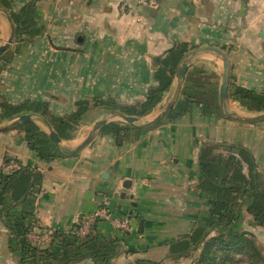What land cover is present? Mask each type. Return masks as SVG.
Returning a JSON list of instances; mask_svg holds the SVG:
<instances>
[{
    "label": "crops",
    "instance_id": "crops-1",
    "mask_svg": "<svg viewBox=\"0 0 264 264\" xmlns=\"http://www.w3.org/2000/svg\"><path fill=\"white\" fill-rule=\"evenodd\" d=\"M125 1L126 13L119 0H0V47L16 29L13 16L29 5L40 31L31 40L15 34L0 55V177L12 163L36 177L23 201L14 196L22 194V180L0 196V264H62L25 256L20 236L66 261L72 233L96 210L130 217V228L99 221L90 238L98 240L94 248L69 264H106L100 257L107 251L113 254L109 264H194L215 209L232 205L241 193L232 229L249 233L264 249V227L249 212L264 207V120L243 121L264 115V109L231 98L239 88L264 96V0ZM183 44L190 52L211 46L228 55L226 104L223 58L206 50L189 57L181 85L175 77L137 126L121 123L122 111L105 104L87 110L77 130L62 138L59 131H67L38 112L46 106L55 117L69 116L81 99L91 98L138 108L157 84L161 61L172 64L171 51ZM175 95L163 121L142 126ZM5 100L25 110L4 114ZM22 115L47 136L50 127L59 135L58 146L51 138L44 146L51 157L29 148L26 123L11 127ZM104 119L126 129L121 140L102 132L104 125L75 153ZM186 251L190 255L178 257Z\"/></svg>",
    "mask_w": 264,
    "mask_h": 264
},
{
    "label": "trees",
    "instance_id": "trees-1",
    "mask_svg": "<svg viewBox=\"0 0 264 264\" xmlns=\"http://www.w3.org/2000/svg\"><path fill=\"white\" fill-rule=\"evenodd\" d=\"M16 22V37L17 40H26L34 35L39 34V29L36 27V18L34 17V8L32 5L25 7L19 14L13 16ZM189 46L187 44L180 45L171 51L170 55L172 57V64L168 61H161V72L156 76L155 80L157 84L152 86L149 90L148 97L145 102L138 108H122L121 111L130 116L144 117L147 116L153 108L164 98L167 90L172 86L176 73L179 66L185 61V56L190 52ZM231 98L234 100L245 99L251 105L256 106L259 110L264 109V96L258 95L253 91L248 89L239 88L236 92L231 93ZM95 104H86L82 101L79 104L78 110L73 113L66 120H55L53 115H50L48 108L46 106L39 109V113L46 120L51 122L55 127H61L67 131V134L59 131L62 138L70 137L79 122L82 120L84 114L89 110L90 107L99 106L100 101H95ZM34 108V107H33ZM1 110L4 114L9 116H17L23 113L25 110V105H13L6 100L1 102ZM31 110V109H30ZM41 111V112H40ZM56 121V122H54ZM57 123V124H56ZM26 131V139L29 148L35 151L37 155L41 158H48L49 155L46 152V143L50 140V137L44 134L39 127L34 123L23 124ZM112 131L118 136V140H121V133L125 132L126 129L121 127V124L111 123L102 128V132L105 130ZM58 132V129H57ZM71 133V134H69ZM6 173V172H5ZM22 180L25 183L22 194L18 195L14 192L17 201H23L32 191L36 177L35 175L26 168H20L19 170L6 173V175H1L0 177V196L3 194L13 191V187L16 183ZM255 184V183H253ZM226 190L230 191L233 189L231 186L226 187ZM244 187L240 188L241 191ZM244 193L236 194L235 202L232 205H222L215 209L213 214V219L210 224V232L205 235L199 245H201V252L196 259V264H264V249L256 241V239L249 235L245 231H234L232 229L233 223L235 221L236 208L238 206V199ZM249 212L254 215L255 221L264 227V207L256 208L250 207ZM79 225L76 231L72 233L73 244H71L70 250L66 253V261L64 259H59L57 255L50 251V248L41 249L32 246L25 235H21L20 243L23 254L27 257L34 258L36 262L41 260H54L56 263L69 264L72 257H77L81 251H85L89 248H94L95 243L98 242L96 239H90L91 233L87 238H81L78 235ZM215 235H211L213 232ZM211 235V236H210ZM81 239H87L83 242ZM104 248L103 244L101 245ZM106 253V252H105ZM113 254H103L100 258L106 264H109L110 258ZM190 255V251L183 252L178 255L179 258ZM52 264V262H50Z\"/></svg>",
    "mask_w": 264,
    "mask_h": 264
},
{
    "label": "water",
    "instance_id": "water-1",
    "mask_svg": "<svg viewBox=\"0 0 264 264\" xmlns=\"http://www.w3.org/2000/svg\"><path fill=\"white\" fill-rule=\"evenodd\" d=\"M15 34H16V29L13 28L12 35H11L10 39L8 40V42L5 45L0 47V55L3 54L9 48V46L14 42ZM262 36L264 37V32H263ZM206 50L216 51L223 58L224 74H223V84L221 86V102L223 104H226V102L228 101V98H229L228 88H229V80H230V63H229L228 55L226 53H224L223 51H221L220 49L210 46V47H200V48H197V49L189 52L187 54V59H185V61L179 66L175 77L178 80L179 86H180L183 79L185 78V75H186L188 68H189V64H188L189 57L192 55H195L201 51H206ZM177 98H178V95H175L170 102L163 105L162 112L160 115H158L154 120L144 122L142 124V126L143 127H149L151 125H154V124H157V123L163 121L166 118V116L168 115V113L174 107V105L177 101ZM117 116H119L127 124L133 125V126H137V124H140L142 122V120L139 117L126 115L122 112H118ZM30 120H31L30 115H22L19 117V119L16 122H14L11 125V127H15L21 123L29 122ZM261 120H264V115H259V116H255L252 118H247V119H244L243 121H245V122H257V121H261ZM106 124H107L106 119L98 121L94 125V127H93L91 133L89 134V136L87 137V139L82 143V145L78 148V150L75 153L82 151L87 145H89L91 143V141L93 140L94 136L100 130V128ZM50 138H51L52 142L57 146L61 142V138L59 137V135L55 131H53L51 129V127H50Z\"/></svg>",
    "mask_w": 264,
    "mask_h": 264
},
{
    "label": "built area",
    "instance_id": "built-area-1",
    "mask_svg": "<svg viewBox=\"0 0 264 264\" xmlns=\"http://www.w3.org/2000/svg\"><path fill=\"white\" fill-rule=\"evenodd\" d=\"M138 5H148L151 0H136ZM119 6L121 9V12L126 13L127 11V3L125 0H119ZM20 166L16 163H12L11 165L7 166L5 168L6 173L19 170ZM99 221H107L111 222L113 226L117 229L121 230H128L131 225V218L130 217H124V218H115L113 215L105 210H96L90 215H87L85 218H83L79 224L78 229V235L81 238H87L89 234L91 233V230L93 227L99 222ZM47 238H50V236L47 234Z\"/></svg>",
    "mask_w": 264,
    "mask_h": 264
},
{
    "label": "rangeland",
    "instance_id": "rangeland-1",
    "mask_svg": "<svg viewBox=\"0 0 264 264\" xmlns=\"http://www.w3.org/2000/svg\"><path fill=\"white\" fill-rule=\"evenodd\" d=\"M2 55V54H1ZM100 101L101 102V104L100 105H105V104H107L108 106H110L111 108H113V109H115V110H121L123 107H121V106H119L116 102H114V101H107V100H104V99H101V98H96V99H93V98H91V99H81L79 102H78V107H79V104H81L82 103V101L84 102V103H86V104H90V106L92 105V104H95L94 102L95 101ZM99 105V106H100ZM78 107H77V110H78ZM97 106H95V107H90L89 108V110H92L93 108H96ZM88 110V111H89ZM48 112L50 113V115H52L53 114V112L48 108ZM75 113V112H74ZM72 115V114H71ZM71 115H69V116H54V114H53V116H54V118H58L59 120H66L68 117H70ZM121 121H123L122 119H121ZM142 121H145V119H142ZM121 123H126V122H121ZM79 124H80V122H79ZM79 124L77 125V127H76V129L75 130H77V128L79 127ZM263 248V247H262ZM195 263H196V261H195ZM194 263V264H195Z\"/></svg>",
    "mask_w": 264,
    "mask_h": 264
}]
</instances>
